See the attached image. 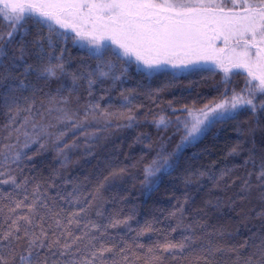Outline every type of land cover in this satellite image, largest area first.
Returning a JSON list of instances; mask_svg holds the SVG:
<instances>
[{"label": "trees", "instance_id": "trees-1", "mask_svg": "<svg viewBox=\"0 0 264 264\" xmlns=\"http://www.w3.org/2000/svg\"><path fill=\"white\" fill-rule=\"evenodd\" d=\"M9 30L0 21V33L6 36ZM49 54L62 57L67 72L77 75L95 71L97 64L86 49L50 34L47 26L32 19L25 21L7 46L6 55L0 57V152L7 153V146L16 142L17 135L23 141L24 129L17 133L13 127H19L26 118L43 124L56 123V114L47 112L48 99L56 94L61 83L66 85L63 95L71 97L69 108L83 125L74 130L68 124V134L59 147L48 142L43 150L37 151L39 144L27 150L32 159L21 163L17 175L18 180L29 178L28 192L39 183L41 191L57 197L55 202H47L56 212L63 209L58 218L67 223L68 214L76 208L57 193L66 197L74 187L78 188L81 198L92 201L93 206L78 225L71 226L77 236L88 231L85 224L96 223L104 231L103 226L112 220L128 218L127 226L107 227L104 236L95 242L97 247L100 243L114 246V252L106 254L108 264H125L119 250L126 244L131 245L128 264H245L257 250L256 245L264 240V216L260 215L264 212V181L257 179L264 162V113L254 118L250 111L242 109L235 118L211 126L197 141L177 153L171 173L159 175L156 186L149 190L144 185L145 167L158 153L163 151L167 155L176 150L184 133L182 126L178 130L174 122L186 115L182 111L185 107L200 108L220 99L225 88L221 82L223 74L217 70L215 74L200 71L183 72L175 78L170 74L146 78L137 71L135 63L123 67L117 64L116 75L127 69L120 80L96 79L90 95L87 80L78 79L76 91L70 94L67 88L72 85L71 76L45 85L35 72L25 75L27 65L38 69L41 60L47 63ZM13 55L17 59L13 60ZM245 76L232 77V84L227 85L229 97L233 86L239 92ZM6 96L18 100V107L13 106L11 112L4 104ZM97 103L100 107L93 111L91 105ZM30 104L34 105L31 115L26 110ZM129 115L133 116L131 122ZM160 116L173 123L158 128L154 121ZM13 117L17 121L15 126L10 125ZM58 127L65 129L64 124ZM27 130L31 131L30 125ZM9 191L10 186H0V193L4 194L0 198V232L11 223V201L6 196ZM41 215L43 221L37 216L33 230L38 233L42 225L51 239L55 218L44 211ZM148 224L151 230L138 235ZM60 231L57 229L56 234ZM91 234L100 237V231L92 230ZM184 237L191 240L183 251L164 252L157 247ZM87 243L85 238L81 249ZM44 257L47 264L71 259L53 256L46 249L40 252V258Z\"/></svg>", "mask_w": 264, "mask_h": 264}, {"label": "snow or ice", "instance_id": "snow-or-ice-1", "mask_svg": "<svg viewBox=\"0 0 264 264\" xmlns=\"http://www.w3.org/2000/svg\"><path fill=\"white\" fill-rule=\"evenodd\" d=\"M28 19L47 26L50 34L86 49L89 57L97 61L95 71L87 74L80 72L79 75L68 73L62 57L52 54H49L46 64L41 60L42 66L38 69L32 65L24 68L25 75L35 72L37 79L43 80L45 85L71 76L72 85L67 88L70 94L76 91L78 79L87 80L90 95L96 79L120 80L127 69L121 75H116L117 64L123 67L135 63L137 71L146 78L159 74H170L175 78L183 72L200 71L215 74L217 70L223 74L221 82L225 88L220 93V99L200 108L185 107L182 111L186 116L178 117L174 122L178 130L182 126L184 133L176 150L167 155L163 151L158 153L145 167L144 185L149 190L156 186L155 179L159 175L171 173L177 153L197 141L211 126L235 118L242 109L250 111L254 118L264 113V0H231V7H227L225 0H0V21L5 22L10 29L6 36L0 33V57L6 55L7 46ZM218 41L222 47L217 44ZM49 44L51 46V41ZM19 51V58L22 59L23 47ZM224 54H227V61ZM12 59L17 57L13 55ZM53 59L56 63H53ZM245 73L243 86L239 92L233 86L229 98L227 85L232 84V77ZM65 87L61 83L55 95L46 94L49 95L50 105L47 112L56 114V123L43 124L26 118L19 127H13L17 133L24 129L23 141L17 135L16 142L7 146V153L0 152V186L11 187V191L6 194L11 201V223L6 231L0 232V264H47V257L40 258L41 250L45 249L53 256L71 257L56 264H108L106 254L113 253L114 246L100 243L97 247L95 242L104 236L107 227L128 224V218L114 219L103 226L104 231L96 223L85 224L84 228L88 231L79 236L74 235L71 226L78 225L81 217L87 215L93 206L92 201L82 199L75 187L66 197L57 193L60 199L76 208L68 214L67 223H64L62 218H58L63 209L56 212L47 202H55L57 197H50L41 191L39 183L29 193V178L18 180L21 163L25 159H32L28 149L39 144L37 151L43 150L48 142L59 147L68 134V124L74 130L83 127L75 119L76 112L69 108L70 95H63ZM4 104L11 112L13 106L18 107V100L15 96H6ZM33 106L30 104L26 109L30 115ZM99 107V103L91 105L93 111ZM84 114L88 116L87 108ZM132 119L133 116L129 115L128 120L131 122ZM154 122L158 128L173 123L164 116ZM16 124L15 117L11 118L10 125ZM60 124L65 125L64 130L58 127ZM28 125L31 131L27 130ZM236 151L234 148L233 152ZM257 179L264 181V162L260 165ZM20 190H23L22 198ZM0 198H4L3 193H0ZM42 211L55 218L51 239L48 229L42 225L38 233L33 230L37 226L36 217L40 216L41 221L44 219ZM97 215L100 213L97 212ZM260 215L264 216V212ZM49 229H52V225H49ZM57 229L61 230L59 235L56 234ZM92 230L100 231V237L92 235ZM150 230L151 225L148 224L138 235ZM85 238H88V243L81 249L80 244ZM190 240V237H184L179 242L168 241L157 247L164 252L175 249L183 251ZM21 248L23 251L19 250ZM130 249L131 245L126 244L119 250L125 264H128L127 253ZM256 249L245 260V264H264V240L256 245ZM152 251L150 248L149 252Z\"/></svg>", "mask_w": 264, "mask_h": 264}, {"label": "rangeland", "instance_id": "rangeland-1", "mask_svg": "<svg viewBox=\"0 0 264 264\" xmlns=\"http://www.w3.org/2000/svg\"><path fill=\"white\" fill-rule=\"evenodd\" d=\"M226 2H227V3H226ZM228 2H231V0H225V3H226V5H227V7H229V6H228ZM217 44H218L219 46H221V47L223 46L222 43L219 42V41L217 42ZM224 56H225V60L227 61V54H224ZM230 70H231V69H230ZM245 74H246V73H245ZM229 98H231V96H230ZM185 116H186V115H185ZM181 139H182V138H181Z\"/></svg>", "mask_w": 264, "mask_h": 264}]
</instances>
